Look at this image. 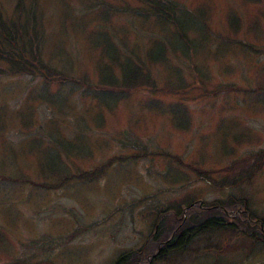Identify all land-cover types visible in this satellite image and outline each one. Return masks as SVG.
<instances>
[{"label": "rangeland", "instance_id": "374dc122", "mask_svg": "<svg viewBox=\"0 0 264 264\" xmlns=\"http://www.w3.org/2000/svg\"><path fill=\"white\" fill-rule=\"evenodd\" d=\"M38 1L42 59L75 82L0 79V264H111L145 244L158 210L230 194L264 218V0H174L196 13L187 39L134 14L135 0ZM135 60L155 89L112 98L101 79ZM246 155L253 174L224 188Z\"/></svg>", "mask_w": 264, "mask_h": 264}, {"label": "trees", "instance_id": "16d2710c", "mask_svg": "<svg viewBox=\"0 0 264 264\" xmlns=\"http://www.w3.org/2000/svg\"><path fill=\"white\" fill-rule=\"evenodd\" d=\"M135 1L140 3L141 7L140 10L133 11L134 14L171 25L174 28L172 37L176 35L178 38L187 39L185 19L197 21L194 18L196 13L186 12L174 0ZM100 4L91 3L86 9L88 11L102 9V12H106L100 8L103 7ZM43 18L38 0H13L10 12L0 0V79L15 74L35 77L44 83L75 82L71 77L43 61L40 53L45 36L42 27ZM175 51H171L172 54ZM125 56L135 58L136 55L128 50ZM135 63L136 65H132L127 61L125 67H128V70H125L123 65L122 68L119 66L118 76L111 81L105 76L100 78L103 83L100 87L102 89L106 85L112 87L113 92L110 96L114 99H122L135 90H144L147 87L155 89L149 71L142 68L145 63H140L138 60H135ZM122 133L119 135L120 138L125 135ZM119 140L116 141L118 144L127 146L132 151L142 148L140 142L135 139L130 142L131 145L123 144ZM260 153L264 155V152ZM253 156L245 157L246 162L240 161L245 164V168L227 166L223 169L227 173L223 183H230L224 188L235 191V186L237 185V188L242 182L234 178L236 174L243 178L249 169L251 175L253 174V169L249 167L252 161L248 163ZM235 169L237 171H234ZM191 170L198 174L204 183L210 182L207 172L196 168ZM72 177L78 181L84 178L91 179L95 177V172H81L73 174ZM250 178L251 176L248 179ZM246 179L247 177L244 180ZM247 200L239 194H230L223 202L199 204L194 201L185 205L184 215H181L179 208L174 206L158 210L152 223V232L145 244L135 251L117 255L111 264H244L255 255H264V218L248 212ZM167 213H170L168 218H166ZM173 258L177 260L173 261Z\"/></svg>", "mask_w": 264, "mask_h": 264}, {"label": "water", "instance_id": "95a60500", "mask_svg": "<svg viewBox=\"0 0 264 264\" xmlns=\"http://www.w3.org/2000/svg\"><path fill=\"white\" fill-rule=\"evenodd\" d=\"M198 203H200V202H198Z\"/></svg>", "mask_w": 264, "mask_h": 264}]
</instances>
